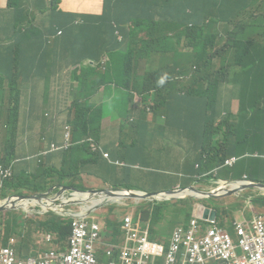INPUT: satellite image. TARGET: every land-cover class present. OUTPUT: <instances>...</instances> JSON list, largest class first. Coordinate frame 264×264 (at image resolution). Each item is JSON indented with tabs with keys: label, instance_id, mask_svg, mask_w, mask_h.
<instances>
[{
	"label": "trees",
	"instance_id": "16d2710c",
	"mask_svg": "<svg viewBox=\"0 0 264 264\" xmlns=\"http://www.w3.org/2000/svg\"><path fill=\"white\" fill-rule=\"evenodd\" d=\"M60 1L50 0V5L38 8L46 13L53 32H63L54 40L55 57L60 48L62 62L82 67L73 75L62 73L46 82V90L54 91L66 103L69 111L63 131L65 134V122H70L73 143L68 148L64 141L52 138L59 146L54 156L60 164L45 170L41 182L32 187L35 191L44 192L64 183L86 189L83 175H92L107 185L116 180L115 168L110 165L116 159H106L107 150L95 154L88 143L82 142L88 137L99 141L102 126L91 130L85 138L78 132L80 118H86L79 113L102 110L104 103L96 104L95 98L102 88L107 94L111 92L107 83L116 92L115 109L121 110L131 103L130 111L122 118L126 125L136 122L132 126L137 136L129 149L146 141L148 129L143 126L147 125V115L152 113L164 117L169 129L176 127L174 131L192 138L198 135L199 141H195L202 152L195 156L189 151L187 164L189 174L199 181L204 177L212 179L211 173L216 167L234 157L226 154L229 146L244 148V152L251 146V137L258 132L254 129L264 127V0H104L103 14L93 18L60 10ZM14 8L16 16L10 23L13 31L6 39L28 53L30 60L43 62L50 68L56 66V58L48 46L39 45L37 51L34 46L32 50L24 38L16 35L26 26L25 30H30L32 14L22 3ZM183 77L186 82H182ZM229 85L237 88L238 94L227 101L223 89ZM136 94L142 98L140 104L134 102ZM215 130L220 132V139L213 144ZM0 158L11 163L16 151L4 157L0 153ZM126 160L131 158L128 156ZM13 165L16 169L15 162ZM36 172L38 167L32 171L33 176ZM237 177L234 180L242 179ZM16 181L15 172L5 185L9 187ZM23 184L22 179L20 186H14L19 194L11 195H20ZM7 188L0 190L3 199L10 194ZM177 201L182 203L177 208L172 201H148L156 208L158 220L151 218L156 230L169 227L170 221L159 219L171 204L172 221L190 219L186 216L188 206L196 203L187 198ZM253 202L260 203V197H255ZM144 218L149 217L144 215ZM58 222L65 223L57 217L50 226ZM116 226L117 223L111 228L116 231ZM14 229L10 226L7 234Z\"/></svg>",
	"mask_w": 264,
	"mask_h": 264
},
{
	"label": "crops",
	"instance_id": "0c3cea01",
	"mask_svg": "<svg viewBox=\"0 0 264 264\" xmlns=\"http://www.w3.org/2000/svg\"><path fill=\"white\" fill-rule=\"evenodd\" d=\"M36 1L41 2L42 0ZM9 2L10 0H0V35L2 36L0 40V121L6 114L7 105L4 101L10 93L17 96L20 93V104L17 107L18 111L16 112L15 119L13 117L8 127L7 134L0 135V153L2 156L6 151L10 150L11 143L7 139L8 136L11 137V142L15 141L17 143L18 135L23 137L25 134H30L29 138L22 144V150L13 159L16 166V169L14 167V171L17 175V181L6 189L10 194H19V190L14 186H20L23 174L32 170L34 171L38 167L37 159L35 158L36 154L43 151L48 152V168L59 166L60 164L59 158L54 156L58 153L51 150V144L54 143L52 142V138L54 137L59 141H64L63 127L69 110L60 95L54 91L46 90V82L49 79L60 77L62 73L73 75V71L71 70V63L62 62L60 48H58L57 57H55L54 42L47 40L50 35V25L44 21V16L38 12H33L25 0H11V4ZM18 3H22L23 7L32 14V26L29 31L25 30L28 26L24 27L16 35L24 38L25 44L27 47L30 46L32 50H34V46L36 47V51L39 45L42 48L48 46L52 56L56 58V66L53 65L50 68L43 62L30 60L28 53L14 47L6 39L7 34L13 31L10 23L16 16V9L14 7ZM103 6L104 0H62L61 3V7L64 10L90 14H101ZM186 80V77L182 78V82H186ZM223 94L226 100L229 101L237 96L238 89L233 85H229L224 87ZM108 100L109 105L106 103ZM141 101L142 98L136 94L134 102L140 104ZM95 103L98 105L104 103L102 108H106L107 106L110 110H118L114 108V96L111 93L107 94L103 88L101 94L95 98ZM130 109L131 103L119 110V116L115 119H111L109 116V120H106L105 125L102 126V135L99 142L103 149L109 153V157L105 158L114 157L116 159V163L110 162L112 168H115L116 175V180L112 185H123L128 191L138 189L147 194L154 191H173L177 187H190L204 181H197L194 175L189 174V166L187 164L189 151L186 149H179L176 152L174 161L177 164L175 167H171L168 172H164L160 177H157V173L159 172L151 167L148 160L154 158L156 155L166 156L169 153V149H154L155 138L150 133L155 131L163 133L162 129L166 126L164 124L157 125L154 128H150L148 125L143 126V128L146 127L148 129L146 141L137 148L129 149L131 143L126 142L125 135L123 134V125L119 124L126 125L122 121V118ZM167 126L170 125L167 123ZM174 129L176 127L170 130L178 135H183L178 131H174ZM254 130H258V132L251 137L252 144L246 152H244V148L239 147L230 154H227V156H235L240 160L235 166V173L240 174L242 179L246 177L249 181L256 184H264V181L256 179L257 177L264 176V165H258L256 162L258 158L264 161V127L259 126ZM34 131H45L46 142L42 141L39 136L31 138V134ZM136 136V133H134L133 137L135 138ZM193 140H199L198 135H195ZM128 156L131 158L129 161L126 160ZM242 157H251V160H247L248 165L242 163ZM117 161L124 164H118ZM167 162L171 164L170 159H167ZM190 168L195 171L193 164H190ZM195 169H198V166H195ZM248 177H255V179ZM85 178H89L93 183L92 186H88L82 180L83 184L87 187H103L107 185L101 179H97L92 175H83L82 179ZM161 178L165 180L161 181ZM226 180L231 181L229 179H225L224 181ZM124 182L128 183L123 184ZM126 186H130L131 188ZM23 187V190L22 188L20 189L22 195H46L52 190L48 189L44 192H37L32 187L29 188L27 184H23ZM250 190L256 193V195L251 197V202L261 213L246 214L242 219L230 222L232 208L223 206L224 202H229L230 198L235 197L229 195L214 202L218 209L211 207L210 204L203 208L198 207L200 210H197L195 204L193 207L188 206L189 214L186 216L190 219L176 222L172 221L171 218L173 211V205L171 204L165 216L159 219L160 222L170 221L169 227L167 229L159 227L157 230L151 219H157L156 208L144 199H141V202H137L136 212L128 209L121 220L114 221L113 219H107V221H102L98 217H93L88 207L75 206L71 202L44 199L40 195H34L29 202L19 204L18 209L5 213L0 212V225H2L1 223H6V225L4 224L5 234L0 231V243L6 245L9 238H14L16 240L14 246L17 249L18 240L16 235H19L21 238L19 246L20 254L17 252L20 258L26 260L30 257L44 258L52 256L55 262L61 263L72 247L75 231L78 230L77 221L84 219L91 236L93 234L98 235L92 241L98 264H135L137 258L141 255L140 246L143 244L148 245L145 255L150 258L151 264H165L164 259L159 258L155 249L151 248V246L159 243L164 246L166 253L169 252L172 246L173 232L178 226L187 227L192 219L199 218L204 229L208 228L210 226L209 219L205 220L204 214L207 211H216L215 221L217 225L221 226L220 228L231 237L234 244L231 257L234 259H245L249 258L250 255H247L240 246L238 225L243 224L247 228H252L258 217L264 215V190L257 187ZM255 197H260V203L257 205L253 202ZM101 205L97 204L95 209L97 210ZM123 206L129 207V204L124 202ZM144 215L149 218H144ZM57 217L65 223L58 222L56 225L50 226L52 221H57ZM116 223L118 226H116L117 229L114 231L111 226L116 225ZM10 226H14L15 229L8 235L7 229ZM28 227H33V231L38 235L33 253L28 252V245L25 244V241H22V237L26 239L25 232ZM154 230L156 231L154 232ZM104 234L109 236V239L104 240ZM102 244L106 248H100L99 246ZM184 253L186 252L184 251ZM232 262L233 259L230 261L221 260L215 264H231Z\"/></svg>",
	"mask_w": 264,
	"mask_h": 264
},
{
	"label": "rangeland",
	"instance_id": "374dc122",
	"mask_svg": "<svg viewBox=\"0 0 264 264\" xmlns=\"http://www.w3.org/2000/svg\"><path fill=\"white\" fill-rule=\"evenodd\" d=\"M216 12L220 13V11L217 9H216ZM145 25L149 26L148 24H145ZM140 31H143L144 33H146V30H144L143 28H141ZM166 60L167 59H165V61ZM102 63H104V61ZM106 67H108V65H106ZM107 86H109V89L111 90L110 93L112 94V96H114L116 92L112 89L111 83H107ZM4 103L7 105V110H6V114L3 116V118L0 121V135L7 134L8 127L10 126L13 117H15L16 112L18 111L17 107L20 104L18 96L12 93L9 94V96L4 101ZM106 103L107 105H109V100ZM79 114L86 116V118H82V117L80 118V124L78 126V132L81 134L82 138H85L91 130L95 128H99L100 126H104L106 123V120H109V116L111 117V119H115L116 117H118L119 110L113 111V110H110L109 107L106 106V108L105 107L102 108L100 112L98 110H92V111H89L87 114L86 113H79ZM137 116L138 114L136 115V118ZM101 120H102V125H101ZM65 123L72 127L70 122L66 121ZM146 123L150 128H154L160 124H164L166 126V130L163 133L157 132V131L150 133V135L155 138L154 149L156 150H162L164 148L169 149V153L166 156L156 155L154 158H151L148 160V163L151 165V167L157 172H159L157 173V177H160L164 172H168V170L171 167H175V165L177 164L174 161L175 154L179 149H186L188 151H191L193 152L195 156L198 152H202L200 144L197 141L193 140L195 135L192 138V137H188L184 135H178L172 132L167 126L166 120L160 114L158 113L148 114L146 118ZM132 124H136V122L134 121ZM132 124L131 125L130 124L128 125L119 124V125H123V134L125 135V140L128 143H132L133 141H135L133 136L136 130L134 129ZM31 135H32L31 138H35L36 136H39V138L42 141L46 142L45 131H34L32 132ZM29 136L30 134L29 135L25 134V136L23 137L18 135L17 143L15 141L11 142V137L8 136L7 139L10 141L11 147H10V150L6 151L4 155L2 156L12 153V150L16 151V154L20 152V150H22L23 148L22 144L26 141V139L29 138ZM213 137L215 139L213 141V144H215L217 140L220 139V132L218 130H215ZM235 149H237V147L229 146L226 151V154H230ZM35 158L37 159V164H38V172H36V175L33 176L32 174L33 170L29 171L28 174L22 175L23 183L24 184L28 183L29 188L34 187L35 183L39 184L41 182V180L45 176V170L49 167L48 152H45V151L40 152L35 155ZM188 158H190V156L187 157V159ZM2 159L3 158H1V161H2L1 165L4 166L5 164L3 163ZM167 159L171 160V164L167 162ZM242 159H243L242 163H245L246 165H248L247 160H251V157H246V158L242 157ZM13 162L14 161H12L11 163H8V165H12ZM256 162L258 163V165L259 164L264 165V161L261 158H258ZM251 167H255V166H251ZM216 171H217V174H219V176H217L216 178H225V179L231 180V179L238 178L237 176L242 177L240 174L235 173V168L227 167V166H224L223 164H220L218 165V167H216V170H214L211 173V178L215 176ZM38 175H40V177L37 179ZM248 178L255 179V177H248ZM256 179L258 181H264V176L257 177ZM164 180H165L164 178H161V181H164ZM83 182L86 183L88 186L93 185L92 181L89 178L83 179ZM215 182H216L215 180H208L206 182H200L199 184L194 185V186L200 191L209 192V191L219 188L222 185L219 181H217V183ZM7 187L8 186L4 185L2 188H7ZM2 188L0 187V189ZM21 188L22 190L24 189L23 186H21L20 189ZM126 191L129 194L143 195V193L138 189L133 190V191L132 190H129V191L126 190ZM152 193H156L158 197L168 195L169 201H172L176 208L178 207V204H182L181 202H178L177 200H181V198L190 199L191 201L196 203L195 207L197 208V210H200L198 209V207L203 208L208 204H210L211 207L213 208H217L214 202L223 198V197L222 198H212V197L195 198V197H192V193L189 195V197L187 196L185 197L184 194H177L179 196V198H177L174 191H168V192L154 191ZM253 195H256V193H253L250 189H248L242 192L240 196L232 197L230 198L229 202L223 203L224 207L232 208V212L230 214L231 215L230 222H235L238 219H242L243 217H245L244 215L246 214L251 215L252 213L260 212L258 211V208H256L251 202V197ZM204 196H208V195H204ZM123 201L129 204V207H125L119 203H112L111 201H108V202L103 203L101 207L98 208L97 211L94 212V215L97 216L102 221H107V219H113V220L119 221L122 219L124 213L128 209L130 211L136 212L137 211L136 204L137 202H141L142 200L130 198V199H123ZM5 220L7 219L5 218ZM33 229H34L33 227H28L25 232V235H26L25 244H27L29 247V251H28L29 253L34 252V247L36 245V241L38 238V235L33 231ZM0 231L5 234L4 225H0ZM16 237L18 240L17 251L20 254L19 246L21 244V238L19 235H16ZM103 239L107 240L109 239V236L104 234ZM99 247L106 248L104 244L100 245Z\"/></svg>",
	"mask_w": 264,
	"mask_h": 264
},
{
	"label": "built area",
	"instance_id": "2783aa9c",
	"mask_svg": "<svg viewBox=\"0 0 264 264\" xmlns=\"http://www.w3.org/2000/svg\"><path fill=\"white\" fill-rule=\"evenodd\" d=\"M66 138L67 140L71 138L70 126H67ZM53 147L56 148L57 146L53 145ZM105 156H109V153L106 152ZM238 161V158L234 156L227 159L225 165L234 167ZM1 163L0 158V187L2 188L6 181L13 178L15 171L13 163L8 165L3 161L4 166ZM0 190H4V188ZM76 193L77 191L70 192L72 195ZM49 198L57 200L60 197L55 194ZM77 223L78 230L75 231L72 247L61 263L55 262L52 256L30 257L24 260L19 257L14 246L16 240L9 238L6 245L0 243V264H98L92 244L93 239L97 238L98 235L93 234L91 236L84 219L77 221ZM209 223L210 226L204 229L200 219L194 218L187 227L178 226L173 232L172 246L167 253L164 251V246L159 243L151 246V248L155 249L159 258L164 259L165 264H215L221 260L230 261L232 259L231 264H264V215L258 217L252 228H247L243 224L238 225L240 246L247 255H250L249 258L245 259L231 257L234 249L231 237L217 225L216 221L209 220ZM147 249V244L140 246L141 255L135 264H151L150 258L145 255Z\"/></svg>",
	"mask_w": 264,
	"mask_h": 264
},
{
	"label": "clouds",
	"instance_id": "9594fccd",
	"mask_svg": "<svg viewBox=\"0 0 264 264\" xmlns=\"http://www.w3.org/2000/svg\"><path fill=\"white\" fill-rule=\"evenodd\" d=\"M25 2L28 5V7L32 9L33 12H35V13L38 12L41 15H43L44 16V21L49 23V25H50V35H49V39H47V40H50V41L54 42V40L57 37L63 35V32L61 30L58 31L57 33L53 32V28L51 26V22H50L49 18H47L46 13L41 12L40 9L38 8L39 5L40 6H43L44 4L50 5V0H42L41 2L40 1L37 2L36 0H25ZM61 3H62V0L60 1L59 9L64 11V12L75 13V14H85V15H87L89 17H92V18L100 16V15L103 14V12L101 14H90V13H84V12H73V11L64 10L61 7ZM103 10H104V6H103ZM81 69H82V67L71 63V70L73 72L75 70H78L80 72ZM67 126H69V125H67ZM67 126H66V133L64 134V144H65L66 147L69 148L72 145V143H73V141H72L73 135H72V128L70 126V128H71V138L69 140H67V138H66V136H67ZM99 141L95 140L93 137H88V138H85L82 142L83 143H88V145L90 146L92 152L96 154L99 151H104V149H103V147H102V145L100 144ZM53 145H56L57 147L54 148ZM58 148H59V146L57 144H55V143L51 144V150L56 151ZM105 157H109V156H105ZM117 163L118 164H122V165L124 164V163L118 162V161H117ZM224 166H226V165L224 164ZM244 179L248 180L246 177ZM208 180H215L216 181L215 183H217V181L222 180V179H217L215 176L212 179H208V178L204 177V181H208ZM197 181H199V180L197 179ZM201 181H203V180H201ZM223 181H219V182L222 183ZM66 186H69L71 188H66ZM61 187L63 188L62 190H61ZM191 187L195 188V186H190V187L188 186V188L187 187H183V188L177 187L173 191L175 192L177 198H179V196L177 194H180V193L184 194L185 197L186 196L189 197V195L192 193V191L190 190ZM105 188H118V190H114L113 191L115 195H108L105 192H94V193L91 192L92 190H100V189H105ZM49 189H52V190L49 191L48 194H46V195L45 194H39V195L42 198H44V199H50L49 196L58 194V196L60 198L57 199V200H63V201H66V202H71L75 206L88 207L91 210V214H92L93 217H97V216L94 215V212L97 211L95 209L97 204H103V203L108 202V201H111L112 203H121V202H123V204H124L123 199H130V198L141 200V198L123 197L122 195L128 194V192L126 191L127 189L125 188V186L118 185V184H114V185L111 184V185H106V186H103V187H87L86 189H80V188H77V187L72 186L70 184L64 183V184H60V185H55L53 187H50ZM195 189H197V188H195ZM73 191H77V193L73 194V195L70 194V192H73ZM141 192L143 193V191H141ZM202 192H204V191H202ZM183 199H185V198H183ZM30 200H27V199L23 200L22 203L29 202ZM144 200L150 201V202H154V201H169V196L168 195H164V196L158 197L157 194L154 193L153 197L144 198Z\"/></svg>",
	"mask_w": 264,
	"mask_h": 264
},
{
	"label": "water",
	"instance_id": "95a60500",
	"mask_svg": "<svg viewBox=\"0 0 264 264\" xmlns=\"http://www.w3.org/2000/svg\"><path fill=\"white\" fill-rule=\"evenodd\" d=\"M222 185L212 191L209 192H202L199 191L197 189H195L194 187H191V191L192 192H196L199 195H194L192 194V197L195 198H204V197H212V198H222L225 196H240L242 192H244L245 190L248 189H252V188H259L264 190V184H256L252 181L249 180H245V179H231V181H223L221 183ZM66 188H71L69 186H66ZM114 190H118V188H105V189H100V190H92L91 192H105L108 195H115L114 194ZM34 195H39V194H33V195H7L5 199L1 198V194H0V212L2 211L3 213L7 212V211H14V209H18L19 208V204H22L23 200H30ZM204 195H208V196H204ZM123 197H135V198H151L154 196V193H143V195H135V194H124L122 195ZM7 199V200H6ZM2 200H6L5 202H3L2 204ZM209 214H211L209 216ZM216 218V211H207L204 214V219L205 220H210V221H215Z\"/></svg>",
	"mask_w": 264,
	"mask_h": 264
},
{
	"label": "bare ground",
	"instance_id": "6f19581e",
	"mask_svg": "<svg viewBox=\"0 0 264 264\" xmlns=\"http://www.w3.org/2000/svg\"><path fill=\"white\" fill-rule=\"evenodd\" d=\"M180 194H182V193H180ZM192 194L201 196L200 194H198V193H196V192H192ZM33 209H34V208H33Z\"/></svg>",
	"mask_w": 264,
	"mask_h": 264
},
{
	"label": "flooded vegetation",
	"instance_id": "af4514ba",
	"mask_svg": "<svg viewBox=\"0 0 264 264\" xmlns=\"http://www.w3.org/2000/svg\"><path fill=\"white\" fill-rule=\"evenodd\" d=\"M119 204L123 205V202H121V203H119Z\"/></svg>",
	"mask_w": 264,
	"mask_h": 264
}]
</instances>
